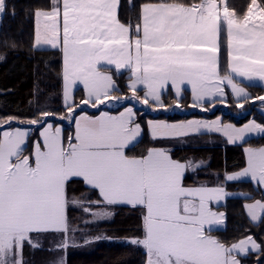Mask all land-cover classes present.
I'll return each mask as SVG.
<instances>
[{
	"label": "snow or ice",
	"instance_id": "snow-or-ice-1",
	"mask_svg": "<svg viewBox=\"0 0 264 264\" xmlns=\"http://www.w3.org/2000/svg\"><path fill=\"white\" fill-rule=\"evenodd\" d=\"M48 3V9L32 13L33 49L46 45L62 50L66 114L60 119L74 122V132L65 137L61 127L48 122L55 117L48 110L38 109L37 116L26 120L0 118V129H5L0 131V264H25V246L41 250L40 238L49 235L60 240L47 250L64 253L55 264H66L68 248L113 239L85 236L83 245L75 243L77 232L110 219L114 213L109 209L115 205L142 208L143 236L119 243L142 248L145 264H241L242 258L264 252V245L251 235L230 245L211 235L213 226L225 221V214L212 205L231 195L226 191L229 182L250 178L264 191V147L245 148L246 167L225 171L224 183L188 186L186 174L196 172L202 162H181L166 148H149L139 156L126 154L142 133L132 107L117 115H76L80 105L98 108L105 101L125 99L113 94L119 89L109 74L110 66L130 71V99L145 105L163 108L162 90L171 84L179 98L185 83L197 102L193 106L226 101L224 85L237 101L264 102V96L251 97L235 79L264 82V3L251 0L247 13L240 17L226 0H148L140 5L136 25L121 21V0ZM5 12L6 0H0V22ZM222 37L228 50L224 75L219 61ZM77 83L85 93L80 104L73 97ZM140 86L143 98L137 95ZM237 106L244 107L242 103ZM32 126L43 130L25 155ZM148 127L154 139L188 137L206 130L236 143L251 133L264 134V125L255 121L239 128L219 119L149 121ZM73 183H82L86 191L76 196ZM243 207L251 223H264V199ZM73 209L90 217L83 220V228L71 225Z\"/></svg>",
	"mask_w": 264,
	"mask_h": 264
},
{
	"label": "trees",
	"instance_id": "trees-1",
	"mask_svg": "<svg viewBox=\"0 0 264 264\" xmlns=\"http://www.w3.org/2000/svg\"><path fill=\"white\" fill-rule=\"evenodd\" d=\"M264 3V0H258ZM148 0H121L120 19L124 23L136 25L139 22L140 5ZM227 6L238 16L243 17L251 4V0H226ZM134 4V7H130ZM48 0H6V12L0 22V118L18 117L20 119L34 118L38 115V109L48 110L55 113L54 118H49L54 126L62 125L63 135L65 137L73 133V125L69 120L60 119L66 114V110L59 103L62 70L61 53L57 49H33V30L34 20L32 13L35 9H48ZM15 12L13 17L12 13ZM16 47L12 48L11 44ZM221 75L225 74L228 68V53L226 40L222 37L221 50L219 53ZM115 84L120 86L121 92L129 95V89L125 87V82L130 80L129 72L113 74ZM124 83V85H123ZM250 92L251 97L264 96V87L258 85L243 84ZM118 93L114 92L116 95ZM142 89H139L137 95L143 98ZM186 97L180 102V107L186 111L163 112V111H145L134 108L136 121L142 128V137L134 147L126 149L129 156H139L146 154L149 148L162 147L169 149L174 159L181 162L191 161L193 164L201 163L203 166L196 172L189 171L186 174L184 183L188 186H216L224 183L223 175L225 171L229 173L238 172L246 165L244 147L264 146V135L244 140L240 144H226L224 140L211 134H195L183 138H174L180 140L177 144L171 139L153 140L150 138L146 128L148 119H161L166 121H180L189 118L211 119L216 116H222L224 122H232L241 125L251 117L264 122L263 117L256 112V104L251 108L247 115L239 116V108L230 104L229 110L224 112L218 107L213 113L188 111L191 105L190 94L185 91ZM119 94V93H118ZM82 93L76 92V100H80ZM242 100L243 108H250L251 101ZM31 101V103H29ZM175 103V100L173 101ZM209 104H205L208 106ZM133 106V102L128 97L126 100H120L116 107L110 108L106 102L99 105L98 108L76 109V114L86 112L88 114H97L101 111L118 112L124 107ZM23 127H29L26 124ZM42 128L32 126L30 128L31 140L28 143L29 155L32 149L31 141L39 139V131ZM5 129H0V131ZM216 140V141H214ZM73 194L81 196L86 191L82 183H73L71 185ZM226 191L230 193H244L253 199L245 200L241 196L227 198L223 203L214 206L225 214L224 226L221 229H212L211 235L218 238L225 244L230 245L238 242L247 235L264 245V223L255 226L250 222L243 205L252 203L254 200L264 199V191L251 181L229 182ZM91 195V194H89ZM96 199L95 195H91ZM114 215L108 219L92 225L85 229L83 233L77 232L75 243L83 245L85 236L95 237L97 235H106L112 240H100L83 247H70L67 249L66 264H145V251L142 248L134 246H125L119 241L126 238L142 237L143 210L140 207H131L125 205H115L110 209ZM90 217L85 216L80 210L73 209L70 212V223L74 227L83 228L82 220ZM88 234V235H87ZM40 238L43 245L41 250H33L25 246L23 258L25 264H50L55 257L63 255L60 252H50L54 243L53 239ZM239 258V257H238ZM241 264H264V252L260 254L253 253L246 258L241 259Z\"/></svg>",
	"mask_w": 264,
	"mask_h": 264
},
{
	"label": "rangeland",
	"instance_id": "rangeland-1",
	"mask_svg": "<svg viewBox=\"0 0 264 264\" xmlns=\"http://www.w3.org/2000/svg\"><path fill=\"white\" fill-rule=\"evenodd\" d=\"M40 49H52V48L50 46H46L45 45V46H41ZM57 50L60 51V53H61V59H62V70H61V74H60L61 89H60V101H59V103H60V105L62 107H64L63 106V79H62L63 55H62V50L60 48H57ZM126 71L129 72V75L131 77V73H130V71L128 69L116 70L114 66H110V72H109V74H111L113 76L114 73L115 74H120V73L126 72ZM237 82H239L240 83V86L241 87H244L245 90H246V92H248L249 94H250V92L248 91V89L243 84H247V85L248 84L249 85H258V83H261V81H259L258 78L257 79H254L252 81H248L247 79H245L243 77H239L238 80H237ZM130 83H131V79L130 80H127L125 82V85L123 83V85L129 89V95L121 92L123 88H121L120 86H118L116 84L117 88L119 89V91H118L119 94L117 93L116 95L125 97V99H122V100H126L128 97L130 98L132 96V92H131V90L129 88ZM139 89H142V91H143V86H140ZM181 89L182 90H181V93H180V97L179 98L177 97L176 92H175V89L171 86V84H169L166 89L162 90L161 99H162L163 104H164V107L163 108L154 107V106H150V105H145L143 103H138V102H136L134 100H131V99L130 100L133 102V106H128V107H132L133 110H134V108L142 109L143 110L142 113H144L145 111H155V112H157V111H163V112H167V113H169V112H174V113L179 112V113H182V112L186 111V109H184L182 107L177 108L175 105L177 103L180 104L181 100H183L184 97H186L185 91H188L189 94H190L191 105L189 106V108H187L188 111H193L195 109L197 112H209V113H213L218 107H220L221 110H223L225 112L227 110V108L229 110L230 104L237 106V104L240 103V102H242V100H243V99H241L239 101L235 100L234 97H233V94L231 93L230 87L227 86V85H224L225 94L227 96L226 101L220 102L218 99H216L214 103L212 101L201 102L203 104L202 107L201 106H193L197 102L193 98V95H192V92H191V86L185 83L184 85L181 86ZM77 90H80V92L82 93V96H81L80 100H76L75 99L76 98L75 96H76ZM143 94H144V92L142 93V95ZM73 97H74V100H75L76 104H80L81 99L85 98V93H84L83 85L82 84L77 83L74 86V88H73ZM174 100H175V103H173ZM105 102H106L107 106L110 107V108L116 107L117 104L120 103V101H114V100L113 101H105ZM254 103L255 104L257 103L256 106H255L256 112L258 114H260L263 117V119H264V102H261L259 100H253V101H251L250 108H240V107H238L239 110H238L237 114L239 116L247 115L250 112L251 108L255 105ZM205 104H209V105L208 106H205ZM80 107L90 108L91 106L90 105H80ZM204 109H209V110L206 111ZM193 118H195V117H193ZM217 119H219L223 124H232V125H234L237 128L243 127L244 125L248 124L250 121H255L257 124L264 125V122L259 121V120L255 119L253 117H251L250 119H248L246 122H244L241 125H237V124L232 123V122H224L222 116H216V117L211 118V119H200V120L201 121L211 122V121H215ZM190 120H197V119L189 118V119H185L183 121H181V120L180 121H175L173 123L187 122V121H190ZM149 121H156V122H160V121H158L157 119H152V120H149L148 119V121L146 122V125H145L146 128H147V132H148V135L150 136V138H152L153 140H160V139H154L151 136L150 130H149V127H148V122ZM69 123H71V126L74 125L73 122H70L69 121ZM167 123H171V122H167ZM141 128H143L142 125H141ZM203 133H207V134H211V135H213L215 137H219L221 140H224V142L226 144H231V145L232 144H240V143H242L246 139L253 138V137H260V136H263L264 135L262 133H251V134L246 135L245 136V139L243 141H237L236 143H229L227 137H225L222 133H216V132L209 133L206 130H203ZM195 134H198V133H193V135H195ZM170 139H171L170 141L174 142L175 144H177L180 141V140H174V138H170ZM214 141H216V140H214ZM249 147H251V146H245L244 149L245 148H249ZM260 147H264V146L262 145ZM260 147H251V148H260ZM155 148H162V147H155ZM244 154H245V152H244ZM245 157H246V154H245ZM246 163H247V157H246ZM245 167H246V165H245ZM242 181H250V178H243ZM253 183L255 184V182H253ZM228 193H230V192H228ZM230 194L231 195L225 197V199H223L221 202H224L227 198H230V197H233V196H242V195H245L244 193H241V192H238V193H230Z\"/></svg>",
	"mask_w": 264,
	"mask_h": 264
},
{
	"label": "crops",
	"instance_id": "crops-1",
	"mask_svg": "<svg viewBox=\"0 0 264 264\" xmlns=\"http://www.w3.org/2000/svg\"><path fill=\"white\" fill-rule=\"evenodd\" d=\"M257 3L258 4H261L258 0H257ZM251 5V4H250ZM227 53H228V50H227ZM238 78L239 77H235V79L236 80H238ZM258 86H262V87H264V82H261V83H258ZM255 104V103H254ZM81 109H83V108H85V107H80ZM114 108V107H113ZM126 107H124V108H122L121 110H119L118 112H108V111H101V112H108L109 114H111V115H117L119 112H121V111H123L124 109H125ZM101 112H99V113H97V114H88V113H86V112H81V113H77L76 115L77 116H79V115H89V116H98ZM135 112V111H134ZM135 119H136V117H135ZM192 119H197L198 121H201L200 119H204V118H192ZM149 120H152V119H149ZM158 121H163V122H171V121H166V120H161V119H157ZM181 121H183V120H181ZM175 122V121H174ZM49 123H51V122H49ZM74 123V122H73ZM171 123H173V122H171ZM56 126H59V127H61L62 128V125H56ZM74 126V125H73ZM74 128V127H73ZM43 129H41L40 131H42ZM73 132H74V129H73ZM30 133V132H29ZM198 134H201V133H198ZM190 135H193V134H190ZM189 135V136H190ZM141 137H142V133H141V136L138 138L139 140L141 139ZM180 138H183V137H180ZM220 203H223V202H219L218 204H220ZM218 204H213L212 206H213V208H214V206H216V205H218ZM125 206H127V205H125ZM215 210V209H214ZM220 212V211H219ZM88 219H90V218H88ZM103 221V220H102ZM99 222H101V221H99ZM98 222V223H99ZM98 223H96V224H94V225H97ZM82 224H83V220H82ZM223 226H224V223L222 224V225H220V226H213V229H221V228H223ZM88 235V234H87ZM92 236L90 235L89 236V238H91ZM44 238H48V239H53V241H59L60 240V237L59 236H52V235H49V236H44ZM41 239H43L42 237H41ZM62 256H64V254L63 255H59V257L58 258H60V257H62ZM57 257H55L54 259H53V261L50 263V264H55V261L58 259Z\"/></svg>",
	"mask_w": 264,
	"mask_h": 264
}]
</instances>
